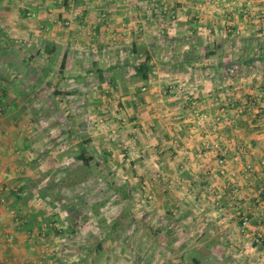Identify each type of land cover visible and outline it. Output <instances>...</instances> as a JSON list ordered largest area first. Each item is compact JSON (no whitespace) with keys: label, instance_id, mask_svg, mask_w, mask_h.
<instances>
[{"label":"crops","instance_id":"obj_1","mask_svg":"<svg viewBox=\"0 0 264 264\" xmlns=\"http://www.w3.org/2000/svg\"><path fill=\"white\" fill-rule=\"evenodd\" d=\"M18 1L0 3V264H65L45 253L78 242L79 205L56 208L50 179L84 148L109 197L83 203L88 264L135 244L130 264H264V0Z\"/></svg>","mask_w":264,"mask_h":264},{"label":"rangeland","instance_id":"obj_2","mask_svg":"<svg viewBox=\"0 0 264 264\" xmlns=\"http://www.w3.org/2000/svg\"><path fill=\"white\" fill-rule=\"evenodd\" d=\"M7 1H9V0H1L0 3H2L1 5L4 6V7H6L8 5H11V7L12 6H16V5H12L11 3L8 4ZM16 1H17L16 2L17 6H19V7L22 6L23 7L22 2L18 3L20 1H18V0H16ZM23 23H27V25L25 26L27 28L28 25H29V22L28 21H24ZM84 101L86 102L88 100L84 99ZM88 103H89V105H92L93 102L90 103L88 101ZM123 117L120 118V119H122L119 122L120 125H121L122 122H123V124H126L127 120L129 119L128 116L127 117L125 116L124 118ZM74 118L79 120V121H84V122L90 121L91 122V119L89 118V116H85V115H83V116L78 115V116H76ZM100 118L101 119L102 118L105 119L106 117L105 118L104 117H100ZM52 119H54V120L57 119L58 121L61 120L60 118H58V117L56 118L55 116ZM47 121H49V118H48ZM51 122H52V120H51ZM62 122H65V121L62 120ZM104 123H106L105 120H104ZM48 137H50V135H48L47 138ZM51 137H53V139H52L53 143L57 142V140L61 141L60 139H61L62 136L60 134V129H58L56 132H54ZM36 139H37V143H45V140H44L45 138L38 137ZM69 142L70 143H74L71 140ZM46 143H51V138H49V141L46 142ZM59 151H60V149H58L56 152L59 153ZM70 152L71 153L69 154V157H72V156H70L71 154L75 155V150H73V148L70 149ZM57 155H61V154L59 153ZM73 164H74L73 166H72V164H70L68 166L69 169H67L68 167L67 168L59 167V169L57 171H55V173H54L52 179H50V181L52 183V186H55V188H58L60 191L63 190V186H65L64 184H61L62 183L61 179H62V174L63 173H69L68 175H70V178L75 180L73 185L76 184L75 182H77V181L79 182L75 186H72V185L68 184L66 186V188H69V189L67 191H65V193H66L65 195H64V193L61 192V194L57 193V195L53 196L54 202H56V204L58 205L56 208L62 206V201H65L64 202L65 205H68V206L76 207V206L79 205L80 209L78 208V210H77V212L79 213L78 214V220H77L78 221V225L77 226L79 228L78 231H80V232H79V234L76 235V237L79 238V240H76L78 242H74L73 241L74 237L73 238H67V239H69L68 242H64L62 245L59 243L53 249H51V248L48 249L45 254L47 255V254L53 253V254H55V256H57L59 253H61V251H63V248H64V250L67 251L66 252L67 256L64 259V260H66L67 263L69 262L71 264H73V263L74 264L75 263H77V264H82V263L88 264L89 260L87 259L88 258L87 250H89V249L92 250V249H94L96 247V244L98 243L97 240H96L97 239L96 237L99 235L98 234L99 230L96 231V233L93 231V229H92V226H93L92 225V221L88 220L89 219V214L91 213V211L88 210L87 206L83 207V203L84 202L87 203L88 200L94 199V196H93L94 193L99 195V196L102 195L100 197L102 200H103L104 197L105 198L106 197L109 198L108 196H104V192H103V191H105L103 189H105V187H106L105 183L107 182V180H105V179H98L97 180L96 178L93 179L92 174L94 173V170H97L95 168L88 171L87 169H83L82 164H78V165L76 163H73ZM58 171H59V175L56 176L55 174ZM104 171L108 172L109 170L108 169H104ZM93 176H94V174H93ZM95 182L100 183V185L99 184L96 185ZM97 186L100 189V191L96 190ZM85 197H87V199H88L87 201H86ZM104 204H106V203H104ZM103 206L104 205H101L100 208L101 207L103 208ZM97 209H98V207H97ZM97 213H99V211ZM94 214L95 213L92 212L90 215H94ZM115 214H116L115 212L113 214L112 210L107 212V216L110 215V217L115 215ZM122 214H123V212H121L120 215L122 216ZM116 216H118V214H116ZM91 218L94 219V217H91ZM104 221H106V220L102 219V221L100 222L99 229L105 230V229L108 228V226L106 228L105 225H107V224ZM89 222H91V226L90 225L88 226ZM73 235H75L74 232H73ZM121 236H122V238L124 237V231L121 233ZM133 241H135V238L133 239ZM135 245L132 246V249H130V252L132 251L131 253H133L132 258H135V254H136L137 251H138V253H140V245H137V246H135ZM126 248H127L126 249L127 250L126 251V259L124 261L120 260V262L122 264H130V262H128V261H130V259H131L130 258L131 257L130 254L131 253L129 252V247H126ZM228 250H230L235 255V254L239 253L240 248H238L235 245H232V248H231V245H229L228 246ZM244 251L245 252L242 253L241 256L237 255L233 260L232 259H230V260L229 259H221V260L213 259V260H211L209 262L207 260H203L202 262H203V264H248L247 260H248L249 257H248V254H247L246 250H244ZM84 260H87V262H84ZM66 262H65V264H67ZM159 262L160 261L153 260V261H149V264L150 263L151 264H158Z\"/></svg>","mask_w":264,"mask_h":264},{"label":"trees","instance_id":"obj_3","mask_svg":"<svg viewBox=\"0 0 264 264\" xmlns=\"http://www.w3.org/2000/svg\"><path fill=\"white\" fill-rule=\"evenodd\" d=\"M185 59H187V58L185 57ZM135 71H136V74L143 81H145V80L147 81V80H149V77L152 75L153 68H151L149 65H147V63H143L140 66L136 67ZM0 112H1V109H0ZM85 144H87V143H85ZM79 159L82 161L83 169H87L88 171L94 169L95 166H96L95 169L99 166V165L94 166L91 164V161L93 160V158L88 156V152H87L86 148H84L82 153L79 155ZM63 182H65V181H63ZM53 187H55V186H53ZM59 192H60V190L58 191V193ZM63 204H64V208L68 207V205H65V203H63ZM57 217H58V215H57ZM57 230H58V232H56L57 235L60 234V232L62 233L64 231L63 229H57ZM84 262H87V260H84ZM75 264H77V263H75Z\"/></svg>","mask_w":264,"mask_h":264},{"label":"built area","instance_id":"obj_4","mask_svg":"<svg viewBox=\"0 0 264 264\" xmlns=\"http://www.w3.org/2000/svg\"><path fill=\"white\" fill-rule=\"evenodd\" d=\"M198 124H199V125H202V124H203V122H202L201 119L199 120V123H198ZM214 148H215V149H219V145L215 144V145H214ZM220 164H221V166H222L221 173H223V172L225 171V167H226L227 161L224 160V159H222V160L220 161ZM249 223H250V219H249V217L245 216V217L242 218L241 224H242L243 229H246V228L249 226ZM256 243H257L258 245H261L262 243H264V233H262V234H260V235L258 236V238H257V240H256Z\"/></svg>","mask_w":264,"mask_h":264}]
</instances>
